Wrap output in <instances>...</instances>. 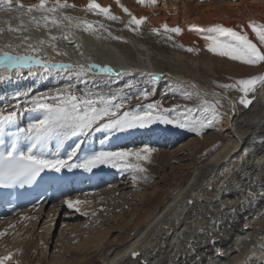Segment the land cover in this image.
<instances>
[{"label":"bare ground","instance_id":"1","mask_svg":"<svg viewBox=\"0 0 264 264\" xmlns=\"http://www.w3.org/2000/svg\"><path fill=\"white\" fill-rule=\"evenodd\" d=\"M122 1L127 3L129 8L125 7L131 9L135 17L145 19L150 24H157L156 26L165 21L169 25L180 24L187 29L192 25L219 23L230 27L232 23H244L249 17L264 20V0H184L181 4L178 0H162L161 6L159 2L143 6L136 4L134 0H119V4H116V0H94L114 14L122 10ZM52 2L54 0H49V4ZM64 2L75 7L61 9L56 15L75 19L71 23L64 21L56 28L49 24L51 31L42 27L43 21L40 22L41 27L33 23L32 17L39 18L41 13L27 12L28 7L39 4V0H21L24 8H19L14 3L16 11H0V29H3V32H0V50L24 55L29 51L26 46H21L25 45V37L29 38L26 43L38 45L40 40H48L50 35L62 37L67 34V40L56 41V48L67 55H57L47 45L41 46L43 51L40 55L57 64L94 63L100 67L110 66L117 72L124 73L119 77L99 73L88 77L87 88L92 92L110 95L116 89L127 93L129 87L136 88L139 84L143 88V83L146 82L153 85L154 94L158 93L161 86L169 87L170 95H176L179 88L189 87L198 93L221 98L228 107L221 130L225 140L209 157L197 165L193 162L188 167H194V171L184 185L182 184L189 173H183L178 178V174L174 175L162 192L155 187L151 192L141 190L145 187V172L133 173L129 170L128 173L110 166H100L92 172L73 169L84 176V181H88L84 195L65 197L50 208H32L0 223V233H5L0 236V253L15 256V260L8 264H37L31 257L38 254L39 247L47 246L50 242L51 225L57 214L66 225L57 239L62 246L57 248L58 254H54L51 261H42L44 264H63L59 263L60 261L68 263L64 259L68 254L74 264H91L95 256L96 263L101 257L105 258L100 264H254L255 259H264V252L261 251L264 249V195H260V186L264 184V88H261L249 106L241 109L239 101L234 97L212 86L208 87L199 80L200 72L216 74L219 68L244 74L255 73L256 70L241 64L230 66L229 60H223V64L216 66L207 60L201 61L200 58L167 51L165 48H159L158 44L152 45L140 38L135 39L127 32L121 34L120 31H112L123 27L122 24L112 23L113 21H110L114 24L111 27L96 26L91 21L92 12L87 10L90 0H61V3ZM84 22L94 25L93 34L75 27L77 24L83 25ZM9 27L17 31L11 32ZM184 39L195 42L200 47L206 44L192 34L184 36ZM75 44L81 47L77 49ZM261 50L264 51L263 47ZM80 52H83V56ZM22 71V77L13 71L12 79L0 82V111L5 114L12 111V106L17 103L13 98L17 92H28L35 96L48 95L69 85H73L78 93L85 89L84 83H76L75 77L69 76L67 72L48 73L33 70L35 74L30 76L27 69ZM153 75H158L161 79L154 81L151 79ZM24 99L21 97V102ZM37 115L38 113L34 112L19 114L16 125L5 137V141L15 134L17 128L25 127ZM218 136L213 134L204 141L213 142ZM104 137L103 132L89 133L74 161L79 162L84 155L93 151L118 150L146 142L134 140V137L114 135L101 144ZM88 138L92 139L91 142ZM176 138L179 139L175 136L167 142L176 143ZM75 140L76 138H72L61 145V156L67 154ZM191 144L198 148L202 146V141ZM20 147L21 150H26L27 145L21 144ZM166 147L169 146L166 144ZM52 152H55V148ZM171 153L173 152L164 150L163 154ZM171 156L172 154L169 160L173 159ZM168 159L164 161L168 163ZM244 173H248L249 179L255 181L251 192L246 191L249 185L241 179ZM132 175L137 176L135 181ZM108 183L110 186H105ZM154 183L157 187L159 181ZM176 186L180 189L159 213L151 220H148L149 216L140 220L148 212L147 194H151L152 199L158 196L160 205ZM164 194L165 196H161ZM100 195L103 197L99 198ZM67 199L84 203L77 205L80 210L75 211L66 207ZM189 200L194 201V204H189ZM135 201L137 202L133 204ZM231 209H236L237 214L230 215ZM64 212V218H61ZM210 218L217 223H211ZM42 221H45L43 226L47 230L44 232L45 238L41 240L35 227ZM73 234H76L79 243H72ZM122 238L125 239L124 242ZM213 240L216 242L213 243ZM114 241H117L115 243L118 250L108 252ZM190 245L199 259L193 255Z\"/></svg>","mask_w":264,"mask_h":264},{"label":"snow or ice","instance_id":"2","mask_svg":"<svg viewBox=\"0 0 264 264\" xmlns=\"http://www.w3.org/2000/svg\"><path fill=\"white\" fill-rule=\"evenodd\" d=\"M137 2L143 6H148L155 5L157 0H137ZM14 3L19 8L25 7L21 0H0V11H16L17 9L13 7ZM116 3L119 4V0H116ZM69 7L75 6L67 2L61 3V0H54L51 4H49V0H39V4L28 7L27 12L29 14L34 11L41 13L42 15L39 18L32 17L33 23L37 27H41L40 22L43 21L42 27L49 29V24L52 28H56L60 27L64 21L71 23L75 19L74 17L56 15L61 9ZM121 8L131 17L128 21L130 28L133 24L139 27L145 23L144 20L133 16L123 5H121ZM87 10L95 14H103L113 21L119 19L111 14L110 9L102 8L94 0H90ZM75 27L93 34L94 25L90 22H84L83 25L77 24ZM100 27H103V25H100ZM249 27L257 38L259 45L264 46V24L258 25L253 22ZM163 28L166 35L182 34V29L179 27L169 28L168 25H164ZM8 30L11 32L17 31V29L11 27ZM131 30L135 31V29ZM190 30L202 36L206 41L207 51L210 53L248 65L264 63V51L249 38L247 33L237 32L222 25H215L207 29L192 25ZM154 31L159 33L158 29ZM0 32H3V29H0ZM167 38L171 40L172 35H167ZM28 39L25 37V45H21L29 49L24 55L0 50V82L5 79H12L11 73L13 71L17 76L22 77V70L24 69L28 70L30 76L35 74L33 70L48 73L61 71L75 77L76 83H84L85 89L78 93L74 90L73 85H69L48 95L37 94L35 96H31L28 92H17L13 97L17 103L12 106V111L7 112V114L0 111V190L30 187L41 178V174L45 171L60 173L65 169L68 171L81 169L84 172H92L100 166H110L124 171L131 170L133 173H144L146 168L143 167L142 162H149V154L154 151L150 146L93 151L84 155L79 162H75L74 157H77L78 151L84 144V137L92 132L105 133L101 144L117 133H124L133 129H144L157 123L172 125L177 129H185L197 136H202L205 128L214 127L215 123L222 120L226 115V113L218 111V102L203 99L200 93L195 94L198 99H201L198 107L184 106L175 117H170L166 113L169 111L175 112L180 108L179 105L174 109L167 110L162 109L159 102H152L148 103L143 109H126L125 105L131 99H147L149 92L145 90L135 97L108 96L92 92L87 88L88 77H94L97 73L119 77L124 73L117 72L110 66L100 67L94 63H88L87 65L79 63L57 64L40 55L43 51L41 46L44 45L52 48L57 55H67V53L60 52L56 48V41L67 40V34L62 37L50 35L48 40H40L38 42L39 46L26 43ZM115 39L120 38L115 37ZM74 46L77 49L81 47L79 44ZM8 47L10 48L11 45H8ZM186 51L194 52L197 50L187 48ZM80 55L83 56V52H80ZM151 79L159 81L161 77L153 75ZM222 87L238 88L243 93L239 103L249 106L252 101L247 97L249 93H254L257 87L264 88V76L241 79L235 85H224ZM21 97L25 98L23 102L20 100ZM187 98L191 99L192 97L188 95ZM21 103H23V107H21ZM23 112H34L38 115L25 127L17 128L15 134L6 142L5 137L16 125L19 114ZM197 113L199 115H196ZM72 138H76L75 143L71 145L65 156H61V145ZM21 144L27 145L26 150H21ZM53 148H55L54 153L52 152ZM133 159L135 163H133ZM55 179H60V177H55ZM132 179L135 181L137 176L132 175ZM144 179H147V177H144ZM241 179L249 185L246 191L251 192V188L255 187V181L249 179L248 173L241 175ZM260 195H264V184L260 186ZM81 203L84 202L80 200L73 201L72 199L65 201L66 207L75 211L80 210L77 205ZM188 203L194 204V201L189 200ZM229 214L236 215L237 210L231 209ZM210 220L214 225L217 223L214 219L210 218ZM201 234H203V230H201ZM3 235L5 233H0V236ZM212 242L215 243L216 241L213 240ZM190 249H192L191 245ZM192 251L193 255L196 256L194 249ZM261 251L264 252V249H261ZM6 259H11V256L0 259V264H4ZM196 259H199V257L196 256ZM254 264H264V259L257 258L254 260Z\"/></svg>","mask_w":264,"mask_h":264},{"label":"rangeland","instance_id":"3","mask_svg":"<svg viewBox=\"0 0 264 264\" xmlns=\"http://www.w3.org/2000/svg\"><path fill=\"white\" fill-rule=\"evenodd\" d=\"M136 1L137 0H134V2L136 4H139ZM160 1L162 2V0H157V2H159L160 6H161L162 3ZM167 1H169V0H167ZM182 1H184V0H178V2L180 4ZM109 2H112V1H109ZM112 3H115V2L113 1ZM124 3H125V1H122V5ZM123 6L127 7L128 5H127V3H125ZM128 8H129V6H128ZM128 10H130V12L132 13L131 9H128ZM122 13H124V14H122ZM91 14L93 15V16H91V19H92L91 21L96 26L105 25V26L111 27V26H114V24H112V23H115V22L122 24L123 27H120L121 28L120 30L117 27L115 30H112V31H114V32L120 31L121 34L123 32H125V33L127 32L128 34L132 35L135 39L140 38V40L147 41L148 43H150L152 45L158 44L157 46H159V48H165L167 51H171V52L176 51V52L182 53L184 55H187V56H189L191 58H195V59L200 58L201 61L207 60L208 62L215 63L216 66L223 64V60H229L230 66H231V64H239V65L241 64V65H245L247 67L255 69L256 70L255 73L250 72V73H245V74L241 73V72L234 73V72L224 70V69H220V68L218 69V73H216V74H209L206 72H200L199 73L200 74L199 80L202 83H204L206 86H208V87L212 86L217 90L225 92V93L231 95L232 97H234L237 101H239L243 97V93H241L238 90V88L222 87V86H224V85H235L236 82L241 80V79L259 77L262 75L264 76V63L258 64V65L243 64L239 61L231 60L227 57H222V56L215 55L213 53L208 52L206 44H204L203 46L200 47L195 42L185 41L184 36L192 34V36H195V38H199V39L203 40L204 43H206V41L201 38L202 36L200 34L195 33V32H193L190 29H187L185 27H182L180 24L179 25H171L170 24L171 25L170 26L168 22L163 21V22H160L161 24L158 23V26H156L157 24H150L149 22H147V20L140 18V19L144 20L145 23H143L139 27H137L135 24H133V25H131V28H130L128 25V21L131 19V17L128 14H126L123 11V9L120 10L119 13L118 12H115V14L111 13L112 15H115L116 17L119 18L117 20L118 22L116 20L113 21L111 19L106 18L103 14H95L94 12H92ZM132 15L135 16L133 13H132ZM110 21L111 22L113 21V22L111 23ZM253 22H255L258 25L264 24V20H262V19L249 17L247 20H245L244 23H241V22L232 23L230 25V27L224 23H219L217 25H222V26L227 27V28H232V29L236 30L237 32L247 33L249 38L252 39L254 43H257L259 47H263V50H264V46L259 45L257 38L255 37L254 33L252 32L251 28L249 27V25ZM164 25H168L169 28L179 27L182 29V34H179V35L167 34V35H172V39L169 40L167 38V35L164 33V28H163ZM215 25L214 24L202 25V26L199 25L197 27L202 28V29H207V28H211ZM131 29H135V31H133ZM157 29L159 30V33L154 31ZM181 46H183V47H181ZM187 48H193V49H196L197 51L188 52V51H186ZM257 69H260L261 71L260 70L258 71ZM145 83H143L144 84L143 88L140 87L139 84H138V87H136V88L134 86L131 88L129 87L127 93L125 91H122V90L116 91V89H115L114 91H112L113 93L108 95V96H111V95L127 96L128 95L130 97H135L137 95L142 94L145 90H147L149 92V96L147 99H144V98L135 99V98H133L125 105V108L130 109V110L143 109V108H145V106L148 103L159 102L161 104L162 109L171 110V109L176 108V106L179 105L180 108L177 109L175 112L169 111L166 113V115H168L170 117L177 116L179 114V112L183 109L184 106L195 108V107H198L201 103V99H198L195 95L198 92L192 88H189V87H186L187 89L179 88L180 90L178 89L176 95H170L169 92L171 91V89H168L169 87L163 88L161 86L158 93L154 94L153 93V85H151L149 83H146V84ZM260 90H261V87H257V90L254 93H249L247 99H250L251 101L253 99H255V97L257 96V94L259 93ZM165 91H167V92H165ZM101 94H103V93H101ZM104 95H107V94H104ZM188 95H191L192 98L191 99L187 98ZM200 95H201V98L207 99L210 102H212V101L218 102V111L221 113L227 114L228 107H227V104L225 103V101L223 99L207 96V95H204L201 93H200ZM239 106L241 109H245V106L240 104V103H239ZM196 115H199V113H197ZM225 116H224V118H225ZM224 118L222 120H219L217 123H215L214 127L205 128L202 136H197L194 133L188 132L185 129H177L172 125H162V124H158V123L153 124L150 127H147L144 129H133V130H130V131H127L124 133H117L115 135L116 136L121 135L123 137H129V138L134 137V140L140 139V140L146 141V142L137 143L134 146L131 145V146L126 147V148H134V147L138 148V147H142V146L143 147L144 146H150L152 149H154V151L149 154V162H142L143 167L146 168V171H145L143 176L147 177V179L143 178V182H145V187H143V188H145V189L142 188L141 190L143 192L146 190H147V192H151V190L155 187V188L161 189V192H162L166 188L167 184H169L172 181V179L174 178V175L178 174L177 175V178H178L183 173H189L187 178L184 180V183L182 184V185H184L185 181H187L189 179L190 174H192L194 171V167L191 169L190 168L188 169V167H190V165L193 164V162L195 165H197L199 162H201L204 159H206L207 157H209L214 151H216L223 144V142L225 140L224 139L225 135H224V133H221L222 132L221 130L224 126V125H222ZM213 134L219 135L218 136L219 138L213 142H211V140H209V143H205L204 140L208 139ZM175 136H178V138H179V139L176 138L177 139L176 143H175V141L173 142L174 144L172 143V141L167 142L168 139L174 138ZM91 140H92L91 138H88V141L91 142ZM198 140L202 141V146L198 147V148L193 147L194 144H191V143L196 142ZM166 144H167V146H169L168 148L166 147ZM122 148H125V147H122ZM164 150L173 152V153H171L172 154L171 157L173 159L169 160L168 158L170 157L171 154L170 155L163 154ZM160 152H161V154H160ZM156 159L159 160V162ZM165 159L169 160L168 163H166L164 161ZM158 165H160V166L157 167ZM127 172L129 173V170ZM159 173L160 174L162 173V174L159 175ZM158 175H159V177H158ZM157 180L159 181V183L157 184V187H156L154 182H156ZM108 186H110V185H108ZM179 189H180V187L176 186L175 189H173L171 191L170 195H168L167 199L164 202H161L160 205H159L160 202L157 199V198H159L158 196H155L152 199V195L147 194L146 203H148V212L145 215H143L140 218V220H143V218L145 216L146 217L149 216L148 220H151L157 213L160 212V210L163 208V206L172 198V196ZM161 196H165V194L161 195ZM102 197H103V195H100L99 198H102ZM136 202L137 201H135L133 204H135ZM133 207H134V205L132 206V209H133ZM65 211H67V210H65ZM64 214H65V212L63 213V215H61V218H64ZM44 219H46V217ZM61 220H60L59 214H57L54 223L51 225V231L49 234L51 237L50 242L47 243L48 244L47 246L39 247L38 254L37 255L34 254L31 257L32 260L35 259V262L37 261V264H44L42 261L47 263V262L52 260L53 256L58 254L57 251H59V249H57V248H59V247L61 248L62 243H60L61 244L60 245L59 240H57V239L59 238V235L61 234L60 231L66 227V225L63 224V222ZM44 223H45V221H42L41 223L37 224V226L35 227L37 230V233L40 235L41 240L43 239V237L45 238L44 232H46V230H47L43 226ZM71 239L74 240L72 242L73 244L79 243L76 234L71 235ZM122 240H123V242L125 241L124 238H122ZM119 241H121V240H119ZM9 242L10 241H8V243ZM115 242H117V241H114V244H112L111 247L108 248V252L109 251L115 252L118 250V248L116 247L118 245H116L117 243H115ZM42 245H44V244H42ZM44 253H46V254H44ZM0 255H1V253H0ZM9 255L11 256V259L4 260V264H8V262L13 261V259L15 260V258H14L15 256L13 255L14 256L13 257L10 253H5V255L2 254L0 256V259H3L4 257H7ZM15 255H16V253H15ZM64 259H65V261H68V263H65L62 261H60L59 263L70 264L72 261L70 254L65 256ZM95 259H96V256L93 257V261L91 262V264L93 262H94V264H100L105 258L101 257L99 259V262L97 261V263H96ZM13 264H16V263H13ZM71 264H74V263H71Z\"/></svg>","mask_w":264,"mask_h":264}]
</instances>
